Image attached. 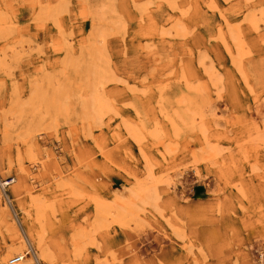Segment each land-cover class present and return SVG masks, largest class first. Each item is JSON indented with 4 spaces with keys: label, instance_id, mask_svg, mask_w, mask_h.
<instances>
[{
    "label": "rangeland",
    "instance_id": "rangeland-1",
    "mask_svg": "<svg viewBox=\"0 0 264 264\" xmlns=\"http://www.w3.org/2000/svg\"><path fill=\"white\" fill-rule=\"evenodd\" d=\"M20 248L264 264V0H0V264Z\"/></svg>",
    "mask_w": 264,
    "mask_h": 264
},
{
    "label": "bare ground",
    "instance_id": "bare-ground-1",
    "mask_svg": "<svg viewBox=\"0 0 264 264\" xmlns=\"http://www.w3.org/2000/svg\"><path fill=\"white\" fill-rule=\"evenodd\" d=\"M241 41V40H240ZM239 41V42H240ZM242 43V42H241ZM225 45V44H224ZM94 71V70H93ZM92 94H93V92H92ZM93 96V95H92ZM101 96V95H100ZM94 98V97H93ZM96 100V99H95ZM99 101V100H98ZM100 102V101H99ZM92 104V103H91ZM98 104V103H97ZM101 114V113H100ZM22 238H21V240H20V247L22 248V247H24V246H26V248L27 249H29L28 250V252L32 249L31 248V243H30V241H28V238L26 237V236H24L23 234H22V236H21ZM21 248L18 250V255H15V256H13V257H16L17 258V261L16 262H14V263H12V264H24V261L26 260L25 258H26V256H27V253L28 252H26L25 250L24 251H22L21 250ZM36 253V252H35ZM32 255H33V253H32ZM13 257H11V258H13ZM10 258V259H11ZM34 258V257H33ZM9 259V260H10ZM9 260H8V263H9ZM21 260V261H20ZM20 261V262H19ZM10 264V263H9Z\"/></svg>",
    "mask_w": 264,
    "mask_h": 264
},
{
    "label": "built area",
    "instance_id": "built-area-1",
    "mask_svg": "<svg viewBox=\"0 0 264 264\" xmlns=\"http://www.w3.org/2000/svg\"><path fill=\"white\" fill-rule=\"evenodd\" d=\"M16 261H17V258H16V257H13V258H11V259L9 260V263L12 264V263H14V262H16Z\"/></svg>",
    "mask_w": 264,
    "mask_h": 264
}]
</instances>
